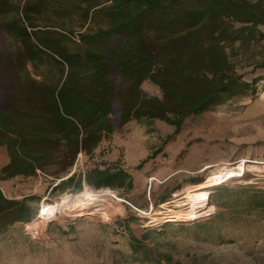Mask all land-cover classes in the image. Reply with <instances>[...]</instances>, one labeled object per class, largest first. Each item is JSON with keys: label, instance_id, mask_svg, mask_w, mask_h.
I'll use <instances>...</instances> for the list:
<instances>
[{"label": "trees", "instance_id": "trees-1", "mask_svg": "<svg viewBox=\"0 0 264 264\" xmlns=\"http://www.w3.org/2000/svg\"><path fill=\"white\" fill-rule=\"evenodd\" d=\"M75 1L73 11L53 13L79 17L77 42L75 31L61 23L40 26L48 0H24L23 5L0 0V28L18 46L0 51V74L10 76L5 98L0 97V148L9 156L0 172V234L40 215V197L7 196L4 182L56 169L51 176L60 182L52 192H81L84 184L97 191H131L133 174L117 164L92 168L84 176H62L80 155L91 157L103 141L132 123L172 127L171 143L189 120L256 92L259 79L246 81L233 57L239 48L264 43V0ZM10 13L16 18L3 21ZM102 17L107 26L92 32L91 24ZM255 68L264 69V61ZM145 83L161 95L145 93ZM228 183L208 189L215 211L207 219L184 221L188 224L177 230L196 240L264 244V190ZM160 201L166 203L165 197ZM118 224L130 234L134 264H173L145 242L175 225L138 240L128 224Z\"/></svg>", "mask_w": 264, "mask_h": 264}, {"label": "rangeland", "instance_id": "rangeland-1", "mask_svg": "<svg viewBox=\"0 0 264 264\" xmlns=\"http://www.w3.org/2000/svg\"><path fill=\"white\" fill-rule=\"evenodd\" d=\"M12 1L24 4V0ZM48 2V11L38 22L40 26L61 23L75 31L73 40L77 42L81 30L79 17L73 14L71 19L58 18L53 11L71 12L78 2ZM15 18L10 13L2 20L9 22ZM106 26L102 17L90 29L96 32ZM11 47L18 46L0 28V51ZM233 60L246 81L253 83L259 79L255 93L237 95L189 120L171 143L167 139L173 134L172 127L161 122L152 126L132 123L103 141L91 157L80 155L70 173L62 176H84L92 168L117 164L133 174V190L97 191L84 184L81 192L73 188L64 193L52 192L60 182L51 176L56 169L46 174L39 172L35 178L4 182L2 189L7 196L21 199L34 195L41 200L40 217L0 234V264H134L130 234L118 224L123 222L138 240L149 231L162 234L166 225H175L165 235H152L145 242L170 256L173 264H264V244L245 246L196 240L177 230L178 225L188 224L184 221L207 219L215 210L209 209L194 219H177L174 212L179 209L172 203L176 195L186 194L189 187L197 185L194 181L206 183L220 169L243 162H248L245 176L228 184L255 185L264 190V69L255 68L264 61V43L239 48ZM6 77L0 74L2 98L3 89L9 88L10 83V76ZM142 89L151 96L161 95L151 83H145ZM7 159L6 148H0V172ZM87 197L91 200L85 201ZM163 197L164 204L160 201ZM82 204L89 209L81 210ZM99 206L106 208V215L95 213Z\"/></svg>", "mask_w": 264, "mask_h": 264}, {"label": "bare ground", "instance_id": "bare-ground-1", "mask_svg": "<svg viewBox=\"0 0 264 264\" xmlns=\"http://www.w3.org/2000/svg\"><path fill=\"white\" fill-rule=\"evenodd\" d=\"M247 163L248 162H243V164L232 168L218 169L219 171H217L206 183L204 182L191 186L188 188L186 194L176 195L175 200H173L172 203H174L176 209L179 210L174 212V216L177 219L189 220L204 215L209 209L215 210V207L211 205V193L208 189L243 178L246 174L245 165ZM89 200L91 199L87 197L85 201ZM92 202H94V200H92ZM84 205L85 204H82L83 207H81V210L89 209L87 205ZM95 213H103L106 215V208L104 206H99Z\"/></svg>", "mask_w": 264, "mask_h": 264}, {"label": "crops", "instance_id": "crops-1", "mask_svg": "<svg viewBox=\"0 0 264 264\" xmlns=\"http://www.w3.org/2000/svg\"><path fill=\"white\" fill-rule=\"evenodd\" d=\"M99 149H100V147H99ZM97 151H98V150H97ZM6 162H8V163H7V165H8V164H9V159H7V161H6ZM7 165H6V166H7Z\"/></svg>", "mask_w": 264, "mask_h": 264}, {"label": "water", "instance_id": "water-1", "mask_svg": "<svg viewBox=\"0 0 264 264\" xmlns=\"http://www.w3.org/2000/svg\"><path fill=\"white\" fill-rule=\"evenodd\" d=\"M85 186H86V184H85ZM88 186V185H87ZM89 187V186H88ZM92 188V187H91ZM92 189H94V188H92ZM95 190V189H94Z\"/></svg>", "mask_w": 264, "mask_h": 264}]
</instances>
